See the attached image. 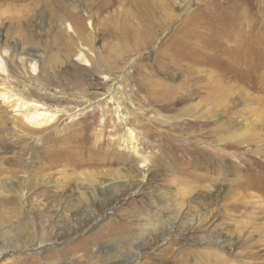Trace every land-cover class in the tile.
<instances>
[{"label":"rangeland","instance_id":"obj_1","mask_svg":"<svg viewBox=\"0 0 264 264\" xmlns=\"http://www.w3.org/2000/svg\"><path fill=\"white\" fill-rule=\"evenodd\" d=\"M0 60V264H264V0H0Z\"/></svg>","mask_w":264,"mask_h":264},{"label":"bare ground","instance_id":"obj_2","mask_svg":"<svg viewBox=\"0 0 264 264\" xmlns=\"http://www.w3.org/2000/svg\"><path fill=\"white\" fill-rule=\"evenodd\" d=\"M0 64H1V60H0ZM55 117V115H48V114H46V113H44V112H39V113H35V114H32V115H28V116H25V121H27L28 123H30L31 125H34V126H40V125H42V124H44V123H46V122H50V121H52L53 119H55L54 118ZM45 126V125H44ZM158 137V136H157ZM131 149L133 150V153L134 154H139L138 153V151H136V149H135V147L134 146H131ZM142 163V162H141ZM219 195H220V192H218L217 193V195H215V198L213 199V200H217L218 199V197H219ZM65 196V195H64ZM200 197L198 196V197H196V198H194L193 197V199H192V203L193 204H195L196 203V200L197 199H199ZM195 199V200H194ZM202 200V199H201ZM206 200V199H205ZM156 201V209H158V208H161L162 210H164L165 209V207L167 206L166 204H165V202L164 201H161L160 199H156L155 200ZM172 206H171V210L174 212V210H175V205H176V203L174 202V201H172ZM177 205H179V204H177ZM231 206V205H230ZM172 207H173V209H172ZM194 208H195V206H194ZM170 210V211H171ZM103 212V214H105L106 212L103 210L102 211ZM103 214H102V216H103ZM84 217V216H83ZM57 218V217H56ZM97 218V217H96ZM96 218L94 219V218H92V219H90L91 221H87L88 223H89V225H88V227H87V229L91 226H94V224H96V222L98 221V219L96 220ZM83 223V222H82ZM166 224H168V223H166ZM170 224V223H169ZM172 224V223H171ZM170 224V225H171ZM164 225V224H163ZM169 225V226H170ZM81 226V225H80ZM75 227V226H74ZM60 230V229H59ZM171 230V229H170ZM63 231V230H62ZM108 233V232H107ZM163 236V235H162ZM213 236V235H212ZM56 238V237H55ZM218 238V237H217ZM216 237H211L210 239H208V240H205L204 241V238H200V239H198V244H208V245H218L219 247H224L225 245H224V241L226 240H219V239H217ZM164 239V238H163ZM132 240V239H131ZM203 240V241H202ZM228 240V239H227ZM120 241V240H119ZM117 242V241H116ZM121 243H123L122 244V246H129V247H133V246H131L130 245V243H125L124 241H122ZM120 243V244H121ZM219 243H220V245H219ZM224 245V246H223ZM203 246V245H202ZM169 247V246H168ZM125 250V249H124ZM131 250H132V248H131ZM135 253V252H134ZM125 254V253H124ZM133 254V253H132ZM205 254H207V253H205ZM118 255V254H117ZM129 255V254H128ZM136 255V254H135ZM204 255V254H203ZM208 256H210V255H212L213 256V258H209V257H207L206 258V260L205 261H207V262H210L211 260L212 261H215L216 262V260L217 261H219V260H223V257L221 256V255H219V254H217V253H213V254H207ZM200 256V255H199ZM128 257V256H127ZM134 257V256H133ZM118 259V258H117ZM121 259V258H120ZM202 259V258H201ZM126 261V260H125ZM131 261V260H130ZM127 262V261H126Z\"/></svg>","mask_w":264,"mask_h":264}]
</instances>
